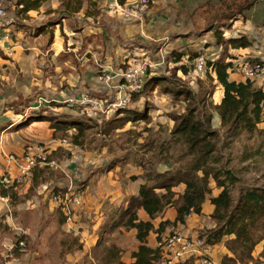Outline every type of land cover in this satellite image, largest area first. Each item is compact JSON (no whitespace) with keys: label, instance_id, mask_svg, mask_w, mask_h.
Here are the masks:
<instances>
[{"label":"trees","instance_id":"16d2710c","mask_svg":"<svg viewBox=\"0 0 264 264\" xmlns=\"http://www.w3.org/2000/svg\"><path fill=\"white\" fill-rule=\"evenodd\" d=\"M46 1L51 0H17V3L23 4L21 12L26 13L36 10L42 2ZM56 1L59 2L60 10H62L57 18L58 23L61 24L63 19L66 20L67 17L70 19V15L63 17L65 11H69L66 14L77 13L83 2L87 0ZM120 1L123 2V0ZM87 4L96 7V12H99L96 3ZM152 6H164L163 11L168 12L173 24L186 17L190 26L196 31L193 32L194 35L190 40L184 43L186 47L176 46L169 53L172 57L173 70L186 78H191L193 75L202 80L207 79L211 84L208 92L210 98L216 90L220 93L218 101H215V106L212 107L213 112L210 110L209 113L199 115L193 105L187 107L183 114H176L172 117L173 141L184 147L177 157L178 165L170 168L172 165L170 166L168 155H161L157 160L163 161L166 169L144 171V182L138 187L137 195L125 197L124 204L115 209H118V215L109 217L110 222L105 221L104 215V228L108 225L110 230L108 233L121 230L133 234V240L137 242V246L126 255L127 261L123 258V251L116 245L107 247L105 253L115 259V264H151L152 261L163 256V250L150 246L148 236L150 234L158 236L166 230L183 225L186 215H200L204 203L208 201L213 210L205 216L212 220L214 227L199 234V237H204L206 244L213 246L222 244L227 253L222 255L219 264H264V188L244 187L234 199L231 188L239 183L236 175L229 169L217 167L220 162L217 148L220 140L227 138L231 141L242 133L253 134L260 129L264 117V79L244 77L239 72L242 61L237 62L238 57L234 55L235 51L253 49L255 44H258V38L264 36V0H154L149 8ZM149 10L145 13L146 15ZM91 14L88 13L87 16ZM113 16L126 23L136 21ZM49 23L51 22L38 29L48 34L47 44L52 41V31L47 30ZM240 24H244V27L238 30L236 26ZM70 26L80 38L84 36L85 32L82 33L73 28L72 24ZM208 33L211 34L212 44L208 42L202 45L199 39L204 36L210 38ZM61 36L63 39L68 38L63 32ZM209 44L218 49L220 53L217 57H205L203 72L198 73L195 59L203 55L204 48L209 47ZM149 46L152 47L147 51L158 57L160 43L151 42ZM135 48L137 49L135 56L139 55L140 50L144 51L142 45H135ZM167 53L168 51L165 55ZM130 57L133 60V56L130 55ZM252 60L247 58L244 61L251 62ZM254 60L261 61L259 57H255ZM189 63L191 65H185ZM125 65L120 62L116 67L117 72H123ZM99 72L101 73V70ZM160 78L162 77L148 76L142 90L132 95L131 103L116 109L111 118L109 117L110 119L98 120L95 117L87 118V120L100 124L106 123L110 130L120 129L130 121L140 119L149 121L145 112L135 109L136 104L140 95L146 93L148 86L150 88V84L162 82ZM254 81H258L257 84ZM117 82H120V78H115L112 84ZM182 94L187 100H194L189 90L175 92L176 96ZM47 98L45 99L47 102L43 103H39L38 97L28 101L30 113L21 125L46 123L51 131V140L58 142L66 139L69 146H63L60 143L56 145V151L49 148L47 150L49 161H61L62 165L67 168L68 158L74 156L79 159L76 149L81 144L79 140L83 136L86 124L76 118L79 116L82 119V116L75 114L74 110L67 109L57 102H49V99H54V97ZM104 98L102 94L97 95L99 100ZM44 112H49L50 115H44ZM214 118L217 119L220 129L224 130L223 134H220L218 129L212 128L211 121ZM164 151L167 153V148H164ZM248 159L250 157L244 155L243 160ZM81 161L80 159V163ZM78 164L79 161L75 162L72 169H77ZM111 168L113 166L109 169ZM82 178L78 175L74 179L73 190L84 194L86 185L81 184L84 182ZM135 179L132 177V180ZM210 181L214 183L213 189L210 187ZM27 186L25 195L20 196L21 191L13 193L9 188L0 185V196H7L11 199V203L18 204H25L33 197H40L45 205L47 203L50 205L53 195L60 193L64 196L67 193L66 187H58L49 182V167L40 165L32 170ZM43 186H45L44 193L39 195V189ZM55 207L59 211V225L63 226L67 233L75 234V239H77L82 232H85L78 224L80 211H71L73 229H66V215L60 211L58 206ZM166 209L174 212L172 220L162 218L161 215ZM140 213L145 217L144 219ZM14 235L17 238L13 252L18 254L20 242H24L28 250L30 240L27 236L17 232H14ZM68 248L71 254L72 251H76L72 250V245H68ZM258 248L259 251H257ZM178 264L195 263L191 259Z\"/></svg>","mask_w":264,"mask_h":264},{"label":"rangeland","instance_id":"374dc122","mask_svg":"<svg viewBox=\"0 0 264 264\" xmlns=\"http://www.w3.org/2000/svg\"><path fill=\"white\" fill-rule=\"evenodd\" d=\"M94 1L95 0H87L86 2H83L82 9L77 13L66 14L69 11H65V16L70 15V19H67V22L70 23L69 25L72 24L73 28L78 27L80 29L87 23V21L98 23L99 20L103 19L99 16L101 13L96 12V7H92L91 4H87L95 3ZM54 9L55 8H42L39 10V20H37L35 16H27V22L31 27H23L25 37L21 40L22 50L20 49V51L24 54L21 55L22 63L21 65L19 63L18 66L19 72H37V67L41 68L44 63L43 57H48L52 53V50L48 51L51 47L46 49L45 46L48 41V34L43 33L42 31L38 33L37 31L40 29L38 28V25H47L44 22L55 15H57V18L59 17L60 14L58 12L60 11L61 13V7H58L55 10ZM88 13L92 14L87 16ZM179 22L171 24L177 29L171 37L174 43L172 45L170 44L168 48L162 45L165 51L163 49H160V51L163 55L158 58L154 56L155 58L149 57L148 59L143 60L152 66L149 68L146 78L151 75L162 77L160 78L162 82L150 84V88L148 86V90L146 93H142L140 95V99L136 104L137 108L135 109H140L142 112H145V115L149 120L147 121L148 123L145 120L140 119L126 123L124 127L120 129L110 130L106 126V123L100 124L94 121H89L84 117H82V119L79 118V116L76 117L84 121L86 124L83 136L80 140L78 139L81 141V144L78 145L79 147L76 149L78 156L86 158L88 155H91V157L97 161V164L95 165L96 169L92 167L91 170L85 171L82 178L84 182H81V184L85 183V185L89 186L90 178H85L88 171H93L91 174L93 177L97 175L103 176L108 171L107 169L111 166H113L112 170L116 169L115 167H120L121 169L124 167L130 170L127 174L130 179H132V177L136 178L133 174L136 171L138 173L142 172V175H144V171L148 169L161 171L166 169V167H164L163 161H158L157 159L161 155L166 154L170 159V166L172 165L170 168L175 167L178 165V161H176L177 157L180 155V152L183 151L184 147L180 143L177 144L176 141H173L171 134L173 125L172 117L176 114H183L187 107H192L193 105H195L197 114L199 115L209 113L210 110L213 112L212 107L215 106V101H218L217 99L219 98L218 95L220 91L216 90L212 98H210L208 96V92L211 89V84L207 79L202 80L193 75L191 78H186L182 76V74L176 73L173 70L172 57L169 56V53H171L176 46L186 47L184 43H187V41H189L194 35L193 32H196L190 26L189 20L186 19V17L182 18ZM18 24L14 26L18 30H21L22 28ZM243 27L244 24L236 26L238 30H241ZM34 29L37 31L35 32ZM178 32H181L182 34L177 36ZM187 34L189 36H187ZM207 35L210 37L207 39V43L209 42L212 44L211 34L208 33ZM87 36L88 34H85V39H87ZM100 42L106 45V47L111 46V41H109V39L104 41L100 39V41H97L96 43L86 45L83 51L79 54L80 56L82 55L80 66L82 69L89 68L92 69V72H96V75L94 76L96 79L92 78L93 82L100 83L98 85L103 89H106L105 94H103L104 97H109L112 96L110 95V92H112L111 88L114 85L110 83L107 85L106 82H103L102 84L101 81L97 80V77L98 75L104 73L112 74V69L104 67L98 70L95 66L92 68L94 65L92 64L94 63L93 60L95 56H97L95 55V52L102 49ZM141 44L144 47V51H147L152 47L147 46L145 42H141ZM27 46H29V48L33 47L34 49L26 50ZM262 48V40L261 38H258V44H255V47L250 49V52H256V54L258 53L257 57L262 59L261 61L264 60V49ZM156 51H158V49ZM167 51L168 53L165 55ZM143 52L141 55H143ZM219 53L220 51L215 49L213 45H210L203 50L204 57H217ZM246 56L247 57L245 58H237V62H243L247 58L255 59L256 57L254 56V53H249ZM54 57L55 56L53 54L51 56V60H53ZM138 58L141 59L142 56H139ZM135 60L138 59L134 58L130 63H124V65L126 64L125 68L128 64H131ZM32 62H34L35 65H31ZM185 65L189 66L191 63ZM4 66L2 67V72L0 71L3 77H0V82L9 81L6 77L8 73V75H12L13 83L15 81L13 76L15 75V72H11L9 70L10 67L6 69ZM100 70L101 73L99 72ZM87 71L88 70H85L83 73H86ZM69 73L70 72H67L66 74L69 75ZM82 77L85 76L82 75ZM65 79L66 80H63L65 86L57 90V92L53 95L55 99H60V97L62 99V96L68 95L75 96L76 94L89 95V93L85 91L82 93H75L76 88L73 86V82L71 81L72 78ZM254 82L257 84L258 81ZM165 89L167 90L165 91ZM23 90L26 91L24 94L26 98L24 97V100L31 96L35 98L37 95L42 97V99H48L45 86L41 85V82H38L34 87L32 85H27L26 88L23 87L20 89V91ZM185 90H189L191 92L194 100H187L183 94L178 96L175 95L176 91ZM40 92L46 93L38 94ZM91 92L92 94H90V96L97 98L98 94H93V91ZM15 95H21V93L19 94L18 89H16ZM32 99L30 100L32 101ZM71 110H74V108H71ZM28 111L26 110L24 113H28ZM44 115H50V113L47 112ZM119 117H121V115ZM211 126L213 129H218L220 134H223L224 130L220 129L218 123L216 124L211 121ZM41 132L43 133V128H41ZM36 144L37 143H35V145ZM164 148H167V153H165ZM217 148L220 160L217 167H224L231 170L239 181V183L235 184L233 188H231L234 199L238 197L240 190L244 187L264 188V117L262 118L260 129L256 130L253 134L242 133L236 139L231 141L227 138L221 139ZM244 155L246 157L249 156L250 159L243 160ZM139 164H141V166H139ZM127 165H131L132 167H126ZM62 170L63 167H61V169L56 168V170L51 169V171H49V182L55 186H59L61 182L63 183L65 176L62 174ZM120 175H122V173L119 170V176ZM121 183H123L122 180ZM109 184L111 187L112 184ZM210 187H212V189L214 188V183L212 181H210ZM97 200L98 199H96V201ZM97 202L99 203V200ZM35 205L36 206L34 207L31 206L29 211H25L19 204L10 202L9 213L0 214V264H115V259L108 253H105L107 247L116 245L118 249L123 251V258L127 261L126 255L137 246V242L133 240V236H131L130 233H125L121 230L108 233L110 230L108 229V225L104 228V221L99 228H95L90 219L82 220L83 227L86 230V235L79 236L75 239V234L65 233L62 230V227H60L59 214L51 213L47 210V208H45V206ZM91 209V206L90 208H83L81 212L83 211V215H85ZM100 209L105 215V221L107 222L111 221L109 220L110 216L118 215V209L115 210L116 208H113V206L108 203ZM92 210L96 211V209ZM167 212L170 211L166 209L163 214L165 215ZM6 215L10 219L9 224L21 228L22 234L27 236L30 240V243H28V250L26 246L24 247L25 252L20 251V246H18V254L13 252L12 249L15 248L14 243L17 236L14 235L11 225H8V220L5 217ZM192 224L197 227L196 229H193V231L195 230L197 233L188 232V223L177 226L174 229H169V231L179 228V230H181L184 234L193 236L203 234L206 230L214 227L211 219L204 221L200 217L192 220ZM68 245H72V250H76L77 252L72 251L71 254ZM20 255L23 256L21 257ZM222 255H224L222 254V244H218L214 248V258H220Z\"/></svg>","mask_w":264,"mask_h":264},{"label":"crops","instance_id":"0c3cea01","mask_svg":"<svg viewBox=\"0 0 264 264\" xmlns=\"http://www.w3.org/2000/svg\"><path fill=\"white\" fill-rule=\"evenodd\" d=\"M94 2L95 3L97 2L96 4L97 8L101 13L99 14V16L100 18L103 19L99 20L98 23H95L93 21L92 22L87 21V23L84 24L83 27L80 29L78 27H74L75 29L82 31V33L85 32L86 35L88 34L87 39H85V34L83 37L80 38L79 35L73 32L71 26L69 25L70 23L67 22L68 17L66 20L62 18L63 20L61 24L58 23L57 15H55L56 17L54 16L52 18L49 17L50 18L48 19L49 21L47 20L46 22H44V23H48V22L53 23V25L49 23V26L47 27V30L52 31V41L51 43L48 44L46 43L45 45L46 49L51 47L48 51L52 50L51 51L52 53L48 57L46 56L43 57L44 63L41 68L37 67L38 68L37 72L34 71L33 73H31L30 71L29 73L27 72L22 73L18 71L19 63L20 65L22 63L21 55L24 54L23 52L20 51V49L22 50L21 40H23L25 37V34L23 33L24 32L23 27L24 26L31 27L30 24L27 22V16H35V18L39 20V16H38L39 10H41L42 8L56 9L59 7L58 1L51 0L48 2L47 1L42 2L40 7L37 8L36 10H31L26 13H22L21 20L19 22L21 24H18L22 29L18 30L15 26L10 27L9 28L10 40L8 42L0 41V71L2 70V67L6 65L4 66L6 69L10 67L9 70L11 72L13 71L15 72V75H13L15 81L13 83H12V75L11 74L8 75V73L6 77L7 80L9 79V81L0 82V174L4 173L5 171L4 157L7 155L12 154L18 156L25 148L27 147L31 148L37 145H44L46 148L52 149V151H56V145L60 143L63 146H69V143L68 144L63 143V140L66 139H63L58 142L51 140L50 139L51 131L46 123H32L31 125L28 126L21 125L23 120L30 113V110L28 109V101L33 98V96H31L26 100H24V97L26 98V96L24 95L26 91L25 90L20 91L21 88L23 87L26 88L27 85H32L34 87L37 85L38 82H41V85L45 86L47 97H53V95L57 92V90L65 86L63 80H66L65 78H72L71 81L73 82V86H75L76 88L75 93H82L83 91H85L90 95L92 94L91 91H93V94L97 93L103 95L105 94L106 89H103L96 82H93L92 80L96 72L94 71L92 72V69L89 68L82 69L80 66L82 55L80 56L79 54L83 51L86 45L88 44L90 45L91 43H96L97 41H100V39L103 41L109 39V41H111L110 47L108 46L106 47V45L100 42L102 45V49L100 51L98 50L97 52H95V55L97 56H95L93 60L94 63L92 64L94 65L92 66V68L95 66L99 70L104 67H109L112 70H116V67L118 66V64H120V62H122L123 64L124 63L127 64L132 61L131 60L132 57H130V55L133 56V59L134 58L138 59V61H143L145 59H148L149 57L156 56L155 54L153 55V53H151L150 51H144L143 55H141L142 50H140L139 55L135 56L137 51L135 45L140 46L142 45L141 42H145L147 46H149L151 42L160 43L159 49H163L162 45L168 48L170 44L172 45L174 43L171 37L172 34L177 29L171 25L173 23L172 20H170L169 18L170 16L168 15V12L163 11V9L165 8L164 6H152L149 12L147 13V15L144 14L141 20H136L131 23H126L114 17L108 11L107 5L110 2V0H103L101 2L100 0H95ZM58 13L60 14V11ZM156 14L160 16H157ZM63 17H65V15H63ZM43 25L45 24L38 25V28H40ZM32 28H37V27H32ZM40 32L41 30L38 31V33ZM42 32L45 33L44 31ZM62 32L64 33L65 36H68V38L63 39L61 36ZM180 34L182 33L181 32L177 33V35ZM202 38L208 39L207 36H204ZM263 39L264 36L261 37L262 47H263L262 49H264ZM32 49L34 48L33 47L29 48V46H27L26 48V50H32ZM10 51L11 54H9ZM249 53H254V56L256 57L258 56V53L256 54V52H250V49L235 51L234 55H236L238 58H240L241 56L245 58L247 57L246 55ZM53 54L55 57L53 60H51V56ZM162 55H163L162 52L159 51L158 57ZM138 56H142V58L139 59ZM32 64L35 65L34 62H32L31 65ZM85 70L88 71L86 73H83ZM1 72H0V77L3 78ZM67 72H70L69 75L66 74ZM82 75L85 77H82ZM16 89L19 90V94L21 93V95H15ZM46 92H40L38 94L41 93L45 94ZM37 97L38 100L39 98H42L39 97V95H37ZM51 100L52 99H49V102H53ZM43 102H47V101L45 100ZM11 105L13 106L11 107ZM61 105H63L65 108L68 109V107L65 106L64 104ZM24 109L25 111L29 110L28 113H24L25 112ZM46 113L47 112H44V114ZM212 122H215L216 124L218 123L216 118H214ZM41 128H43V133L41 132ZM46 129H48L49 131ZM35 141H39V142H35ZM27 142L29 144H25ZM35 143L37 144L35 145ZM80 159L82 161L81 163L79 162V164L76 166L77 169H72L75 162L80 161ZM92 159L93 157H91V155H88L86 158L79 157V159L74 156H71L67 160V168H65L62 165L61 161L58 160H52L56 163V166H46V165H40V166L49 167V171H51V169L56 170V168L61 169V167H63V170L61 172L65 176V178L63 180V183L59 181L61 183L59 184L58 187L67 188L69 179L73 181V186H74V179H76L78 175H81L82 178L86 170H91L92 167L95 168L97 161L95 159L93 160ZM126 167H132V166L127 165ZM115 168L116 169L113 170L112 168L109 170L107 169L108 171L103 176H99L96 174L97 176L93 177L91 175L93 171H88L86 173L85 178L86 179L90 178V179H89V186L86 185L84 194L82 193L83 204H84L83 208H90L91 206V208L96 209V211H93L91 209L85 215H83V211L81 212V215L79 216L80 219L78 222V224L81 225V227H83L82 220L90 219L93 223V226L95 228H99L101 226L102 221H104L103 220L104 214L100 208L104 207L105 204L107 203L109 205H112L113 208H117V207L119 208L124 204L125 197L137 195L138 187L140 186V184L144 182L142 172L141 173H138L137 171L134 172L133 174L136 176V179L132 180L128 178L127 175L130 170L124 167L123 169H121L120 167H115ZM119 170L122 173V175L120 176H119ZM121 180L123 183H121ZM28 182L20 186V188L18 189L17 192L21 191L20 196L25 195V192L28 187L27 186ZM109 183L112 184L111 187ZM44 188L45 186L39 189V193H40L39 195L44 193ZM17 192H13V193H17ZM1 197L6 198L7 202H3L0 200V214L1 213L7 214L9 213V203L11 202V199H9V197L7 196H0V198ZM96 199L99 200V203L97 202L98 200L96 201ZM35 204L45 206V208H47V210H49L51 213L59 214V211L55 209L57 207H55L53 203L50 204L51 206L48 203L47 205H45V203L41 201L40 197H33L32 200L26 201L25 204L22 203L19 205L22 207L23 210L29 211L31 209V206L33 207L36 206ZM212 210L213 207L208 203V201H206V203H204L203 205L201 214L197 216L192 215L191 218L188 221H186V224L188 223L187 225L189 229L188 232L189 233L196 232L195 230L193 231V229L194 228L196 229L197 227L192 224V220H195L196 218L198 219L200 217L201 219L206 221L208 220V218L205 216V214L209 213ZM100 212H102V214ZM163 213L161 215L163 216L162 217L163 219L172 220L174 218L173 211L167 212L165 215ZM140 216L143 219L145 218L141 213ZM5 217L7 218L9 223L10 220L9 217L7 215ZM9 225H11L13 232L22 234L21 228L12 224ZM60 227H62V230L65 233H67L63 228V226ZM65 228L73 229L72 222L70 224H67L65 220ZM84 231L85 232L81 233V236L86 235V230L84 229ZM168 231L169 230H166L164 232H168ZM131 236H133V234ZM147 240L150 246H156V241H157L156 234H150ZM257 251H259V249ZM226 253H227L226 250L222 246V254H226ZM221 257L222 256H220V258ZM215 258L220 262V258L217 257Z\"/></svg>","mask_w":264,"mask_h":264},{"label":"built area","instance_id":"2783aa9c","mask_svg":"<svg viewBox=\"0 0 264 264\" xmlns=\"http://www.w3.org/2000/svg\"><path fill=\"white\" fill-rule=\"evenodd\" d=\"M154 0H110L108 10L111 14L124 19L141 20L143 15L150 9L149 5ZM23 4L17 0H0V41L10 40L9 28L18 24L22 16ZM202 45L207 44V39L202 38ZM11 54V51L10 53ZM205 64V57L198 56L195 59V67L198 73H202ZM152 66L144 61L135 60L128 64L123 72L111 70V73L98 75L97 80L106 82L107 85L114 78H120L112 86L109 97L102 100L91 97L90 95L80 94L78 96H62V99H52L51 101L64 104L68 108H74L75 114L85 118H97L103 120L109 118L113 112L131 103L134 93L142 90L145 78ZM239 72L244 77L264 79V61L252 60L242 62ZM97 84H100L97 82ZM113 85V84H112ZM39 98V103H42ZM68 144L67 140H63ZM5 171L0 174V185L17 192L20 186L27 183L32 175V170L37 165L56 166L54 161L48 160V150L44 145H37L25 148L20 155H7L4 157ZM73 181L68 180L67 193L62 196L60 193L53 195L52 203L58 206L60 211L66 215V223L72 222L71 211L83 209V195L78 190H73ZM1 201L7 202L6 198L1 197ZM192 214L184 217L185 223L191 218ZM184 223V224H185ZM156 247L163 250L160 259L152 261L151 264H178L184 260H193L195 264H219L214 258L215 246L206 244L204 237L199 235L184 234L179 228L156 235ZM20 251H24L25 243L20 242Z\"/></svg>","mask_w":264,"mask_h":264}]
</instances>
